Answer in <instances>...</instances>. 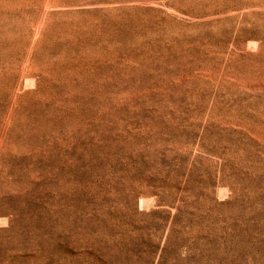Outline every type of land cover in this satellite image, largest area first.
Returning <instances> with one entry per match:
<instances>
[{
    "label": "rangeland",
    "instance_id": "1",
    "mask_svg": "<svg viewBox=\"0 0 264 264\" xmlns=\"http://www.w3.org/2000/svg\"><path fill=\"white\" fill-rule=\"evenodd\" d=\"M264 0H0V264H264Z\"/></svg>",
    "mask_w": 264,
    "mask_h": 264
},
{
    "label": "bare ground",
    "instance_id": "2",
    "mask_svg": "<svg viewBox=\"0 0 264 264\" xmlns=\"http://www.w3.org/2000/svg\"><path fill=\"white\" fill-rule=\"evenodd\" d=\"M259 6H263L264 7V2L263 3H261V4H258Z\"/></svg>",
    "mask_w": 264,
    "mask_h": 264
}]
</instances>
